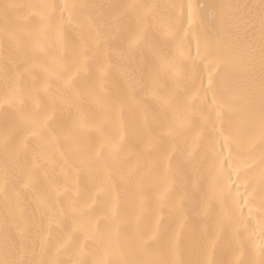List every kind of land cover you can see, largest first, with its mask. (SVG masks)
<instances>
[{"label":"snow or ice","instance_id":"obj_1","mask_svg":"<svg viewBox=\"0 0 264 264\" xmlns=\"http://www.w3.org/2000/svg\"><path fill=\"white\" fill-rule=\"evenodd\" d=\"M18 7L0 6V264H264V0L214 6L194 50L196 4L164 26L148 3L27 5L13 24ZM105 49L124 87L104 90L106 55L97 117L84 77Z\"/></svg>","mask_w":264,"mask_h":264},{"label":"bare ground","instance_id":"obj_2","mask_svg":"<svg viewBox=\"0 0 264 264\" xmlns=\"http://www.w3.org/2000/svg\"><path fill=\"white\" fill-rule=\"evenodd\" d=\"M259 0H0V6L5 3L17 4L20 7L12 10L11 23L15 24L17 22L16 17H22L25 15H29L33 12V9H29L27 5H39V4H64V3H72V4H85V5H99L104 7H94L90 9H86L84 11L93 14L100 15L104 14L111 18V15L114 9L109 8L108 6H116V5H129V4H142L148 3L156 6L155 14L157 20L161 26L166 25L169 17L174 11L170 8L171 5L179 4V5H187V4H196L199 7V17L196 24L192 26L191 30H188V35L185 36V42L187 43L188 39L191 38L192 48L194 50L196 37L202 34H206L209 39H213L215 37V28L217 25V19L215 18V13H217L218 9L214 6L217 5H225V4H235V3H258ZM131 19V17H129ZM27 26V25H25ZM5 22L3 15L0 14V40L3 38L4 34ZM187 30V24L184 25ZM155 34V33H154ZM121 44L119 42H113L111 47L113 50L120 47ZM142 54L147 57L149 56L148 51L143 50ZM111 56V67L107 69V76L104 80V90L109 94H117L124 87V80L122 77L120 59L115 51L113 53L110 50L105 49L104 54H97L93 60L90 62V67L85 75L84 79L88 83V87L83 91V106L85 110L97 117L103 114L104 104L106 101H98L97 93L99 92L98 84H97V71L99 65L103 64L105 56ZM184 79H181L177 83L181 86H187L190 81L188 77L191 75L192 67L191 65H186L183 69ZM221 72L226 76L227 81L230 86H239L241 88L244 87L246 77L243 73L235 72L232 69L222 68ZM37 75H40L39 69H37ZM172 83L171 81H169ZM3 85L0 83V95H2ZM102 95V94H101ZM139 95V94H138ZM125 122L130 118V114L122 113L119 114ZM3 131V121L2 116H0V133ZM104 131L106 134H114L116 132V127L113 122L109 121L105 123ZM93 135H96L95 133ZM3 162V149L0 147V163ZM179 179V177H178ZM118 195L120 199L123 201L126 199L130 193L124 192L122 189L119 190ZM3 221V204L2 199H0V225H2ZM3 234L0 231V242H2Z\"/></svg>","mask_w":264,"mask_h":264}]
</instances>
